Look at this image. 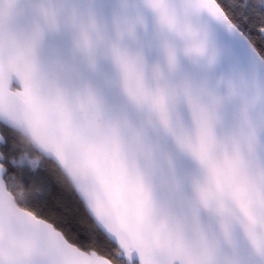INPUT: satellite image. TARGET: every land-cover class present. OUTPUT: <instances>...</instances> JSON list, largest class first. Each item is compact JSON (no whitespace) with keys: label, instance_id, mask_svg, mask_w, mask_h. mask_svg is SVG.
<instances>
[{"label":"snow or ice","instance_id":"1","mask_svg":"<svg viewBox=\"0 0 264 264\" xmlns=\"http://www.w3.org/2000/svg\"><path fill=\"white\" fill-rule=\"evenodd\" d=\"M142 4L162 64L121 46L145 26L127 0L112 41L71 12L99 80L0 0V264H264V0Z\"/></svg>","mask_w":264,"mask_h":264},{"label":"water","instance_id":"2","mask_svg":"<svg viewBox=\"0 0 264 264\" xmlns=\"http://www.w3.org/2000/svg\"><path fill=\"white\" fill-rule=\"evenodd\" d=\"M173 4L179 0H170ZM121 0H14L12 25L17 30L32 33L39 30L38 49L53 52L66 60H72L86 74L89 73L90 58L95 61L96 79L114 75V69L106 53V43H96L91 52L77 48L79 34L69 24L72 11L95 17L101 27L104 41L115 39L113 17L119 11ZM130 10L144 19V28L137 27L134 34L125 37L121 46L130 52H143L149 64L163 63L162 43L167 38L157 28L152 13L143 7L142 0H127ZM42 6H51L57 12L54 28L45 25L41 14ZM212 38L218 47L226 45V37L218 29H213ZM79 179V177H77Z\"/></svg>","mask_w":264,"mask_h":264}]
</instances>
